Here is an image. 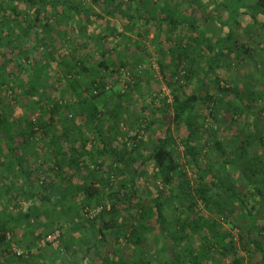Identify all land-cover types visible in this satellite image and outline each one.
<instances>
[{
    "label": "trees",
    "instance_id": "trees-1",
    "mask_svg": "<svg viewBox=\"0 0 264 264\" xmlns=\"http://www.w3.org/2000/svg\"><path fill=\"white\" fill-rule=\"evenodd\" d=\"M247 1L227 0L224 5L227 13L221 23L238 25V18L243 14L242 8ZM254 2L258 7H264V0H254ZM20 4H24L26 8L20 9ZM3 9L8 11V18H1L0 34L11 27L18 31L16 36L6 39L4 44L0 39V61L6 64L14 63L12 67L3 65V62L2 65L0 64L2 75L0 164L5 171L0 176V195L1 193L6 195L3 202L8 199L7 203H1L6 204L10 210L3 212L4 216H0V252L9 251L12 242L18 243L17 239L23 242L26 248L38 244L39 239L44 238L48 233L46 230L51 231L49 227L53 223L48 220L61 224L58 220L52 219V213L58 211L56 215H59V218L63 216L69 218L71 213L72 217L76 215L74 218H77L85 207L92 205L94 199L104 196L105 187L115 183L116 190L106 195L110 199L108 208L101 206L104 204H99L101 209L94 219H85L81 222L82 226L92 227L93 238L90 246L96 249L103 243L106 244L105 237L109 235L113 237L114 245L118 244L120 237H123L127 247L141 251L140 244L145 231L155 229L159 231V239L169 237L171 240V245L165 241L159 244L160 251L170 249L172 252L173 258L169 259L171 262L168 264H201L208 259L209 251L217 252L227 259L229 264H242V258L234 250L232 238H229L226 230H222L221 225L222 221L234 224V221L229 219L233 208L228 200L238 197V194L234 187L230 188L222 181V174L218 168H215L211 162L200 159L199 135L202 133V125L198 123V112L195 109L203 102L209 107L211 103L215 105L216 101H223L228 97L232 91L231 87L229 85L221 87L219 84L221 78L215 76V73L221 72L226 51L233 53L238 59H245L251 51L248 42L245 40L238 42L237 34L234 32H227L216 38L213 43L210 42L212 32L201 27L192 18V12L189 17L177 13L176 16L172 14L169 17L159 13V10L148 13L146 28L147 24H153L156 25L157 30L167 26L171 33L174 32L173 36L168 35L170 45H166V51L162 53L164 63H161L160 70L163 77L166 78L168 71L171 75L173 72L176 75L183 74L185 84H179L177 79L168 83L171 87L172 99L170 103L164 102L159 108L162 130L156 142L146 149L143 138L134 147L128 149L127 138L121 131V125L129 107L123 103V92H118L113 97L106 89L112 73H118L120 66L125 65L124 61L115 58L111 61L105 57L95 66L90 65L89 59L84 60L79 57L83 55L88 58V54L86 55L83 49L78 50V46L74 45L77 34L73 36L70 29L59 30L54 23L49 24L46 18L41 24L40 34L35 31V27L42 19L41 15L46 17L50 9L57 14L55 18L60 16V20L69 12L82 17V24L77 26L78 31L85 28L86 22L92 17L108 22L104 14L123 17L124 28L130 30L135 24L136 15L124 14L114 7L104 9V14H92L86 9L77 8L67 0H0V10ZM184 27L189 32L193 31V35L187 36L186 34L189 33H183ZM31 31L35 33L33 41L36 46L25 48L24 37H27ZM58 31L62 32V37L68 41L69 47L72 46L71 44L75 47L72 54L66 55L60 61L62 66L59 68L60 73L54 74L55 76L51 78L50 69L55 60L51 41L57 36ZM142 34L143 30L137 33L139 36ZM158 36V33H155V37ZM99 38H101L98 44L100 49L95 51L105 56L108 51L105 46L106 38L104 35ZM127 40L131 44L138 45L135 39ZM39 45L48 47L49 50L42 51L43 55L40 59L35 55L28 57L35 48L34 51L39 52ZM5 56H8L7 59ZM102 68L109 70L110 75H101ZM62 80L65 84L58 85V82L63 83ZM208 82L214 84L218 95L205 90ZM49 86L54 89L53 98L50 100L46 98L45 93ZM183 86H187V92ZM135 87L136 85L131 86L130 89L135 90ZM7 93L10 98L6 96ZM84 94H87L88 98ZM66 97L78 98V103L71 107L66 104ZM233 97L235 101L241 100L235 92ZM7 98L15 103L21 102L22 115L19 118L9 117L11 112L7 108ZM235 104L230 105L232 108H228L231 111L228 114L232 118L236 113L241 114L247 108L243 104L239 106ZM34 110L38 111L36 120L28 117V113ZM153 124V120L149 121L145 131H151ZM176 130L182 146L181 155L172 144L173 133ZM37 136L41 137L45 148L48 149L46 150L50 153L47 164L44 160L36 164L32 157L34 153L25 154L26 148L29 150L37 143L34 140ZM118 136H124L121 143L116 141ZM131 138L133 142L140 139L137 138V134H133ZM25 155L29 160L24 159ZM25 160L27 163H24ZM36 166L41 167L44 175L41 182L34 185L31 174ZM26 168L30 170L26 172ZM81 168L86 170L90 179L99 172L102 181L105 182L104 187L101 189L89 185L74 187L71 184L67 185L64 179L56 190V177H64L68 169L76 172ZM148 170L154 172L160 187L158 189L154 186L153 189H149L155 194L151 198L144 199L137 190L147 176ZM15 171H20L19 174L24 175L21 174L23 184L12 180L2 182L5 175ZM9 192L11 194L8 195ZM12 194L20 195L30 202L24 211L22 207V213L13 211L15 201L12 199ZM137 195H140V201L135 200ZM198 202L202 203L204 210L200 208ZM240 203L244 204L243 200H240ZM41 215L44 217L45 229H42L43 223L40 225ZM105 215L107 218H104ZM24 218L30 219L25 223L29 229L24 231L22 227V233H17L20 227L17 229L16 222ZM241 218L244 223L251 225L248 226L250 231L252 227L257 226V219L251 212L241 214ZM76 227L78 226L72 229L75 230ZM238 229L236 226V230ZM63 235L60 234L61 239ZM198 239L202 242L195 244L194 241ZM240 239L242 240L241 234ZM65 243L63 242L62 247L70 255L73 248L69 252L70 246L68 242ZM248 248V255L250 256V252L254 251L264 264V248L261 240L248 238ZM59 249L47 244L46 249L35 247V251L29 256H24V253L19 255L12 253L11 264H50L46 260L51 257L50 260L53 261L52 254H58ZM44 251L51 252L50 256ZM88 252L89 247L81 258L87 256ZM44 254L47 255L45 258ZM64 257L59 259L62 264H91L89 259L82 263V260L68 261L67 255ZM112 261L117 264H127L121 257L113 258Z\"/></svg>",
    "mask_w": 264,
    "mask_h": 264
},
{
    "label": "rangeland",
    "instance_id": "rangeland-1",
    "mask_svg": "<svg viewBox=\"0 0 264 264\" xmlns=\"http://www.w3.org/2000/svg\"><path fill=\"white\" fill-rule=\"evenodd\" d=\"M67 1L72 2L77 8L86 9L92 14H104V9L106 10L114 7L120 12L122 11L124 14L136 15L135 24L130 30L124 28L123 17L118 15L108 16L104 14L105 20L108 22L92 17L90 21L86 22L85 28L78 31L77 26L82 24V17H78L72 12H69V14H66L62 17L63 19L60 20V16L58 15V17L55 18L57 14L53 13L50 9L48 14H46V17L41 15L42 19L35 27V31L40 34L41 24L43 21L45 22L46 18L48 19L47 22L49 24L54 23L59 30L64 28L70 29V33L73 36L77 34V41L74 45L78 46V50L83 49L85 54H88V58H85L83 55H79V57H82L84 60L89 59L88 64L90 65L95 66L96 63L100 62L105 57L111 61L114 58L119 59V61H124L125 65L120 66L119 72L112 73V77L109 78V86H107L106 89L107 93H110L113 97L116 93L123 92V103L129 107L127 114H124L123 123L121 125V131L125 138H127L126 146L128 149L134 147L143 138L145 140L144 146L146 149L150 148L151 145L156 142L157 137L162 130V126L159 122V108L164 102L170 103L172 99L170 91L171 87L168 83L177 79L179 84H185L182 76L183 74L176 75V73L173 72L171 75L168 71L166 72V78L163 77L160 70L161 63H164L162 53L163 51H166V45H170L168 35L173 36L174 32L171 33L170 28H167V26H162L157 30L156 25L147 24L146 28V21L148 20L146 16L148 13L154 10H159V13L169 17L172 14L176 16V13L189 17L190 12H192V18L196 20L201 27L212 32L210 42L213 43L216 38L223 36L227 32L236 33L238 42L243 40L248 42L251 51L245 59H238L233 53L226 51L222 70L221 72L215 73V76L221 78L219 80L221 87H226L228 85L231 87L232 91L229 93L228 97L223 99V101H216L215 105L211 103L209 107L203 102L196 107L195 111L198 112V116L196 115L198 123L202 125V133L199 135L201 147L200 159L205 162H211L215 168H218L222 174V181L226 186L230 188L234 187L238 194V197H232L228 200L233 208L232 215L229 219L230 221H234V224H228L222 221V230H226L229 238H232L235 247L234 250H236L238 256L242 258V264H262L254 251L253 253L251 251L249 256L247 250H249L248 238L260 239L264 248V7H258L254 0H248L242 8L243 14L238 18V25L232 23L229 25H223L221 20L227 13L224 8L227 0ZM156 7H158V9H156ZM24 8H26V6L20 4V9ZM7 15L8 11L4 9L0 10V24L1 18H8ZM54 20L59 22L55 23L53 22ZM142 30V36L137 35V33L142 32ZM17 31L18 30L14 27L4 30L0 34V39L2 40L1 43L4 44L6 39L16 36ZM182 32L189 33L186 34L187 36H192L194 33L193 31L189 32L186 27H184V30L182 29ZM155 33H158V38L155 37ZM34 34V31H31L27 37H24L25 48L36 46L33 41ZM56 35L57 36L51 41V48L55 51L53 56L55 60L53 61V67L50 69L49 74L51 78L54 74L57 75L60 73L61 69L59 68L62 67L60 61H62L66 55L72 54L75 47L73 44H71V47L68 46V41L62 37V32L58 31ZM102 35L106 38L105 46L108 48L105 56L96 52L100 49V45L98 44L101 39L99 37ZM128 38L135 39L138 42V45L131 44V42L127 40ZM84 45L86 46L85 48ZM34 50H36V48ZM34 50L28 54V57L35 55L40 59L43 55L41 52H45L46 50H49V48L39 45V52H35ZM7 57L8 56H5V59H7ZM2 62L0 61L1 65ZM3 63V65H6L7 67H12V64H14L12 62H7V64L5 62ZM124 71L130 72V81H125L126 78L122 75ZM100 73L101 75H110L109 70L103 68L100 69ZM1 81L2 75L0 74V82ZM64 84L65 81H63L62 84L58 82V85L60 86H63ZM135 85V90H131L130 87ZM187 89L186 86L184 90L187 92ZM205 90L209 91L211 94L218 95L213 83H206ZM233 92L238 94L241 100L235 101ZM45 93L47 94L46 98L50 100L53 98L54 89L49 86L46 88ZM6 96L10 98L8 93ZM84 96L88 98L87 94H84ZM8 98L6 101L8 105L7 108L11 112L9 117L13 116L19 118L22 115L21 102L15 103ZM77 100L78 98L66 97V104L71 107L73 105L75 106L78 103ZM234 103L238 106L243 104L247 108L243 113H236L232 118V116L228 114L231 112L228 108H232L230 105ZM28 114V117L31 119L36 120V118H38L37 110L30 111ZM151 120L154 121L152 130L145 131L146 124ZM133 134L141 135L140 139L134 140L133 142V139L131 138ZM123 137L118 136L116 141L121 143ZM34 140L37 143L32 145L29 150L28 148H24L27 152L25 154L34 153L35 155H32V157L36 164H40V161L43 160L46 161V164L49 163L50 153H48V149L45 148L41 141V137L37 136ZM172 144L177 153L181 155L182 146L179 141L177 130L173 133ZM144 156H146V154ZM24 159H28L26 155ZM24 163H27V161L25 160ZM80 166H82V164H80ZM82 168L76 172L68 169L67 174L65 176L63 175L64 177H56V190L60 182H63L64 179L68 183L67 185L71 184L74 187H82L84 185H89L96 189L104 187L103 184L105 182L102 181V176L99 172L90 179L86 170ZM3 169V165L0 164V176L5 172ZM29 170L30 169L26 168V172ZM43 172L44 171L41 167L36 166L35 171L31 174L34 185L41 182L44 175ZM19 173L20 171H15L10 175H5L2 182H10V180H12V182L17 181L22 183V176L24 175L21 173V176ZM146 175L143 183L137 190L138 194L144 197V199L146 197L151 198L154 196L155 192H150L149 189H153L154 186L158 189L160 187V183L157 181L152 170H148ZM105 188L104 196L102 195L99 199H94L92 205L90 207H85L82 210L81 215L77 216V218H74L76 215L72 217L71 213L69 215L72 218H68L67 216L59 218V215H56V212L58 211L52 213V219L55 221L58 220L61 224H56L53 221L48 220L53 223L49 227L51 228V231H49V229L46 230V233H48L45 237L39 239L38 244L35 243L33 246L30 245V248H26L24 243L19 239H17V244L12 242V247L9 251L0 252V263L11 264L13 263L12 253L18 255L24 253V256H29L35 251V247L46 249L47 244L52 248H60L59 251H57L58 254H52L53 261L50 260L51 257L46 260L47 262H50V264H62L59 259L60 257L65 258L64 255H67L66 258L68 259L66 260L68 261L82 260L83 263L85 260L89 259L91 264H117L112 261L113 258L116 257H121L127 262V264H168L171 262L169 261L170 258H173L171 250L167 249L160 251L159 249L160 242L165 241L171 245V240L169 237H160L159 239V231L155 229H153V231H145L140 244L141 251L127 247L123 237H120L118 244L114 245V241H112L113 237L109 235L105 237L107 238L106 244L103 243L96 249L95 247L90 246V242L93 238L92 227L86 225L82 226L81 222H84L83 220L85 219L93 220L95 215L101 209L99 204H104L101 206H106V208H108L110 199L106 195L116 190V184L113 183ZM2 191L6 193L5 190ZM1 194L0 216H4L3 212H9L10 210L6 204L3 205L1 203L6 198L5 194ZM7 194L9 195L11 193L9 192ZM17 194H12V199L17 204L14 203L13 211L22 213V207L24 211V209L30 205V202ZM140 195L135 196V200L139 199L137 201H140ZM240 200H243L244 204H241ZM6 201H8V199ZM6 201L4 202L7 203ZM198 204L200 208L204 210L202 203L198 202ZM248 211L257 219V226L252 227V232L248 229V226L251 225L244 223L241 218V214ZM78 213L79 210L77 211V214ZM81 217H83V219H81ZM104 218H107V215H105ZM26 220L30 221V219L24 218L16 222L17 229L20 227L19 230L16 229L18 231H16L17 233H22V227H24V231L29 229V226L25 224L27 222ZM43 220L44 217L41 215L40 225L44 222ZM235 225L238 226V230H236ZM75 226L78 227H76L75 230L72 229ZM56 228L59 230L58 236L52 240H47L46 237L48 234ZM42 229H45L44 223ZM61 233L64 234L63 239L60 237ZM240 234L242 240L240 239ZM155 237H157L156 242ZM63 242H68V246H70L69 252H71V249L73 248L70 255L67 253L68 251L62 247ZM201 242L202 241L199 239L194 241L195 244ZM87 247H89L88 255L85 256L86 258H81L82 255H85L84 252ZM230 248L232 250V247ZM67 250H69V248ZM45 252L47 251H44V253ZM45 254L50 256L51 252ZM45 254L43 256L44 258L47 256ZM201 264L229 263L227 259L217 252L209 251L208 259Z\"/></svg>",
    "mask_w": 264,
    "mask_h": 264
},
{
    "label": "built area",
    "instance_id": "built-area-1",
    "mask_svg": "<svg viewBox=\"0 0 264 264\" xmlns=\"http://www.w3.org/2000/svg\"><path fill=\"white\" fill-rule=\"evenodd\" d=\"M122 75L126 78H124L125 79V81H130V78H131V76H129L130 75V72H128V71H124L123 73H122ZM124 81V82H125ZM142 132V131H141ZM140 138L141 137V135H137V138ZM138 138V139H139ZM58 234H59V230L58 229H55V230H53L50 234H48V236L46 237V239L47 240H52V239H54V238H56L57 236H58Z\"/></svg>",
    "mask_w": 264,
    "mask_h": 264
}]
</instances>
